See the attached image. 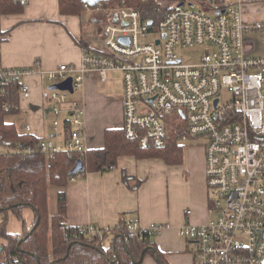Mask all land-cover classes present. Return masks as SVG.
I'll use <instances>...</instances> for the list:
<instances>
[{
  "label": "built area",
  "instance_id": "obj_1",
  "mask_svg": "<svg viewBox=\"0 0 264 264\" xmlns=\"http://www.w3.org/2000/svg\"><path fill=\"white\" fill-rule=\"evenodd\" d=\"M242 0H206L168 11L153 25L133 9L89 8L94 16L109 12L107 21L96 17L95 30L81 48L78 66L62 64L49 72L33 67L0 65V95L10 107V86L29 99L28 80L37 76L46 86L41 98L52 104L49 114L55 130L68 120L70 130L61 143L41 139L36 147L11 143L0 136V154L40 153L52 157L59 151L84 154L82 102L68 91L49 89L71 78L73 94L83 87L86 74L106 81L111 72L122 80V127L125 138L143 148H162L167 127L182 130V144L201 142L205 161L208 220L185 224L178 237L193 257V264H262L264 259V55L252 56L258 39L264 45V20L242 16ZM151 35V37H150ZM127 42H120L119 39ZM1 41V39H0ZM202 48L195 64H185L179 54ZM216 102V103H215ZM64 114V120L61 115ZM29 132V127H25ZM71 176L70 182H75ZM191 212L185 211V216ZM167 225L141 227L126 220L125 229L139 239L159 236ZM102 240L112 228L86 227Z\"/></svg>",
  "mask_w": 264,
  "mask_h": 264
},
{
  "label": "crops",
  "instance_id": "obj_2",
  "mask_svg": "<svg viewBox=\"0 0 264 264\" xmlns=\"http://www.w3.org/2000/svg\"><path fill=\"white\" fill-rule=\"evenodd\" d=\"M242 2L245 20H264V14L255 12L264 0ZM94 17L87 11L81 16L60 15L58 0H26L20 13L0 16V65L33 67L43 72L53 71L62 64L78 66L81 48L74 41L86 42L91 30H95ZM120 82L121 85L114 83L111 73L106 81L92 73L84 76L80 96L75 99L83 106L86 150L101 149L107 129H121V78ZM28 83L29 99L19 96V114L27 119L21 132L61 143L63 122L56 132L46 123L51 118L52 104L41 98V91L48 85L37 76ZM60 119L64 120V114ZM198 150L197 157L193 149H187L186 153L183 150V161L176 166L158 159L121 157L109 170L77 176L75 182L58 191L65 195V223L78 228H112L119 218H124L137 219L143 228L152 223L167 225L159 236L151 238L162 260L166 264H193V257L177 231L185 224H204L209 218L204 151L202 147ZM56 209V197L54 207L48 196L49 215H54ZM187 210L191 212L189 216H185ZM141 264L159 263L147 255Z\"/></svg>",
  "mask_w": 264,
  "mask_h": 264
},
{
  "label": "trees",
  "instance_id": "obj_3",
  "mask_svg": "<svg viewBox=\"0 0 264 264\" xmlns=\"http://www.w3.org/2000/svg\"><path fill=\"white\" fill-rule=\"evenodd\" d=\"M25 4L26 0H0V16L20 13ZM121 6L133 9L153 25L174 8L162 7L158 0H107L93 9L115 10ZM58 10L63 16H81L86 12V7L81 0H58ZM74 43L80 48L87 47L85 42ZM5 101V97L0 95L2 139L36 147L40 138L19 132L14 123L4 120L8 115L19 114L17 84L10 86L8 109L3 108ZM63 128L67 134L70 130L68 120L63 121ZM171 128L170 125L167 127V142L162 148L143 149L137 142L125 138L119 128L107 129L104 132V146L87 150L84 154L67 150L56 152L52 157L24 152L0 154V238L4 240L0 264H134L131 259L138 261L142 255L143 259L147 255L153 258L158 255L162 264H166L151 238L139 239L127 233L124 218H119L118 229L110 235L104 234L102 240L83 228L68 226L65 223L66 204L62 191L56 195V213L50 216L48 190L50 186L62 189L70 183L68 173L77 160L84 165V171L79 175L109 170L116 166L121 157L158 159L169 166L180 165L185 144L180 143L176 136L182 130L174 131ZM25 207L32 208L34 212L32 223L28 227L23 225L21 233L7 234V213L12 212L23 222L21 211ZM104 242H107L106 247L103 246Z\"/></svg>",
  "mask_w": 264,
  "mask_h": 264
},
{
  "label": "rangeland",
  "instance_id": "obj_4",
  "mask_svg": "<svg viewBox=\"0 0 264 264\" xmlns=\"http://www.w3.org/2000/svg\"><path fill=\"white\" fill-rule=\"evenodd\" d=\"M183 1L185 2V4H187V3L193 4L195 6V8H203L204 5L206 4V0H183ZM158 2L161 4L162 7L176 6L179 3L178 0H158ZM255 12L257 14H264V4L263 5L261 4V6L258 7L257 9L255 8ZM96 15L97 16H95L94 18L99 17V20L107 21L108 17H109V12L104 11V12H101V13L96 14ZM83 18H85V16ZM150 37H151V35H150ZM202 51H203V49L198 48V47H195L192 49H185L184 51H182L179 54V56L182 57V61L185 64H195L199 61ZM250 55H252V56L264 55V45L261 44V42L258 39L255 42V49L252 53H250ZM111 78H112L114 83H116L117 85L118 84L121 85V82H120L121 74L119 72H111ZM79 91L80 90L75 91L74 94L69 95L68 98H76V97L80 96ZM4 120L6 122H9V123H14L16 129L19 132H21L23 130V126L25 125V123H27L26 116L21 115V114L8 115L4 118ZM51 121H52V118H49L46 120L48 127L51 126ZM201 145H202L201 142H195V143H191V144L189 143V144L185 145L183 150L186 153L187 149H193L194 154L197 157V155L199 153L198 149L201 148L200 147ZM59 190H60L59 188L54 187V186H51L49 188V195H48L49 201H50V199L53 200L54 207H55V197H56L57 192ZM52 211H53V209H52ZM21 214L23 217V222L21 220L17 219L12 214V212L7 213V221L5 224V232L7 234L13 235V234L21 233L22 230L24 229V226L25 227L30 226V224L32 223L33 217H34V212H33L32 208H30V207L23 208L21 211ZM2 243H4V240L2 238H0V244H2ZM103 246L106 247L107 242H104Z\"/></svg>",
  "mask_w": 264,
  "mask_h": 264
},
{
  "label": "water",
  "instance_id": "obj_5",
  "mask_svg": "<svg viewBox=\"0 0 264 264\" xmlns=\"http://www.w3.org/2000/svg\"><path fill=\"white\" fill-rule=\"evenodd\" d=\"M81 1L84 4H86L89 8H93L96 5H98L100 2L107 1V0H81ZM209 1L211 2V0H209ZM184 4H185V2L181 1L176 6L180 7V6H183ZM187 5H193V4L187 3ZM149 24H151L150 21H149ZM119 41L120 42H124V41L127 42V40L123 39V38H120ZM71 82H72L71 78H68V79H66L63 82H60L58 84L50 86L49 89L50 90L51 89H58V90H61V91H68L70 94H73V89H72V86H71ZM45 114H47V112ZM83 171H84V165H83L82 161L81 160H77L76 163L74 164V166L72 167V169L69 171L68 175L70 177L71 176H75V175H79ZM1 222L2 221L0 220V223ZM1 252H2V247L0 246V253ZM144 253H145V251L143 252V254ZM155 259H156L157 263L162 264V262H161V260H160V258L158 256H155ZM142 260H143V255L140 257V259L138 261H135L133 258L131 259V261L134 264H140ZM51 264H53V263H51ZM262 264H264V259L262 261Z\"/></svg>",
  "mask_w": 264,
  "mask_h": 264
}]
</instances>
